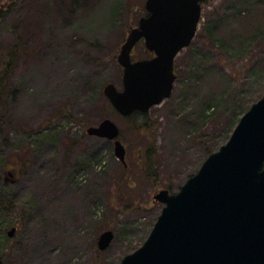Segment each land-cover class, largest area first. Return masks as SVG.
Wrapping results in <instances>:
<instances>
[{
	"label": "rangeland",
	"instance_id": "1",
	"mask_svg": "<svg viewBox=\"0 0 264 264\" xmlns=\"http://www.w3.org/2000/svg\"><path fill=\"white\" fill-rule=\"evenodd\" d=\"M144 4L0 0V62L21 49L0 103L1 264H119L156 222L154 196L178 192L264 96V0H206L171 96L146 119L116 113L103 87L121 89L117 56ZM145 50L138 42L132 60ZM105 118L125 165L112 141L86 133ZM104 231L114 237L100 251Z\"/></svg>",
	"mask_w": 264,
	"mask_h": 264
},
{
	"label": "water",
	"instance_id": "2",
	"mask_svg": "<svg viewBox=\"0 0 264 264\" xmlns=\"http://www.w3.org/2000/svg\"><path fill=\"white\" fill-rule=\"evenodd\" d=\"M204 1L145 0L147 16L128 32L117 56L121 89L113 83L103 87L116 113L145 114L171 96L174 60L194 39ZM140 41L152 57L132 61ZM86 133L112 141L125 165V147L112 120ZM154 199L162 205L156 222L141 247L119 264H264V96L178 192L161 190ZM113 237L111 231L101 233L98 249H107Z\"/></svg>",
	"mask_w": 264,
	"mask_h": 264
},
{
	"label": "trees",
	"instance_id": "3",
	"mask_svg": "<svg viewBox=\"0 0 264 264\" xmlns=\"http://www.w3.org/2000/svg\"><path fill=\"white\" fill-rule=\"evenodd\" d=\"M145 16H147V13L144 10V12L142 14V17H145ZM20 50H21L20 47L18 48L17 46L9 48V50L6 53L4 59L0 62V103L4 102L3 99H4L5 95H6V93L9 92L8 80L10 79L11 74L13 72V69L15 68L17 62L19 61V58H21L20 57V54H21ZM145 56L146 57L138 58L136 60L148 59L151 56V54L145 50ZM0 105H2V104H0ZM139 117L142 118V119H146L147 118V113L146 114H142V113H139V112H135V113L131 114L130 116L126 117L125 119L134 121V120H137V118H139ZM135 123H136V121L133 123V126H135ZM146 123L147 122H144V124H143L144 127H147L145 125ZM136 126L137 127H135V128H138L139 125L136 124ZM120 136H121V132L119 134V137ZM140 156H142V155H140ZM142 158H143L144 162L146 163L145 166H144V171H146L147 172L146 175L149 176V171L152 169L151 166H150L151 162H150L149 159H146L143 156H142ZM2 202H3L2 198L0 197V220L3 219V217L5 216L3 208H2Z\"/></svg>",
	"mask_w": 264,
	"mask_h": 264
},
{
	"label": "flooded vegetation",
	"instance_id": "4",
	"mask_svg": "<svg viewBox=\"0 0 264 264\" xmlns=\"http://www.w3.org/2000/svg\"><path fill=\"white\" fill-rule=\"evenodd\" d=\"M8 176L12 178V179H10V181H13V180H14V178H13V174H12V173L8 172ZM6 180H9V179L6 178ZM14 229H15V228H14Z\"/></svg>",
	"mask_w": 264,
	"mask_h": 264
}]
</instances>
